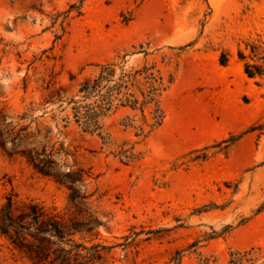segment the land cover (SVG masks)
Listing matches in <instances>:
<instances>
[{
  "label": "rangeland",
  "instance_id": "374dc122",
  "mask_svg": "<svg viewBox=\"0 0 264 264\" xmlns=\"http://www.w3.org/2000/svg\"><path fill=\"white\" fill-rule=\"evenodd\" d=\"M246 62L264 65V0H0V118L92 174L102 264H264V78ZM109 63L163 78L160 126L154 106L118 109L102 136L75 124L68 102ZM11 193L69 203L0 146V207ZM0 264L30 262L0 235Z\"/></svg>",
  "mask_w": 264,
  "mask_h": 264
},
{
  "label": "trees",
  "instance_id": "16d2710c",
  "mask_svg": "<svg viewBox=\"0 0 264 264\" xmlns=\"http://www.w3.org/2000/svg\"><path fill=\"white\" fill-rule=\"evenodd\" d=\"M240 58L244 60L246 56L241 53ZM221 63L224 64V60ZM151 69L144 67L134 73L122 71L117 77L116 64L102 66L95 79L80 88L79 98L68 102L75 124L84 132L102 136L103 121L118 109L139 110L145 116L146 109L154 106L153 127L160 126L164 114L158 98L164 83L162 77L150 72ZM245 73L251 79H263L264 65L246 62ZM143 74L146 89L137 78ZM136 87L141 99L136 93H130ZM70 119L69 115L65 117V127ZM8 124L6 118H0L2 149L11 157L23 155L38 173L65 186L69 203L61 211L34 200H21L11 193L0 207V235L30 264H102L112 247L99 240L102 222L92 207L94 193L89 192L92 174L85 169L62 171L53 153L47 154L46 148L40 150L34 146L35 135L28 132L30 126L15 134V129H8ZM22 143L26 147L19 150ZM230 264H243V258L231 260Z\"/></svg>",
  "mask_w": 264,
  "mask_h": 264
}]
</instances>
